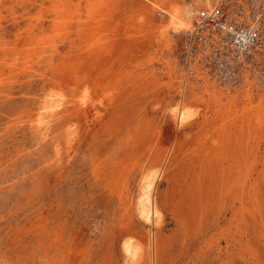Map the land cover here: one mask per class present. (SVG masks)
<instances>
[{
    "label": "rangeland",
    "instance_id": "1",
    "mask_svg": "<svg viewBox=\"0 0 264 264\" xmlns=\"http://www.w3.org/2000/svg\"><path fill=\"white\" fill-rule=\"evenodd\" d=\"M190 4L0 0V264H264V91L176 73Z\"/></svg>",
    "mask_w": 264,
    "mask_h": 264
},
{
    "label": "built area",
    "instance_id": "2",
    "mask_svg": "<svg viewBox=\"0 0 264 264\" xmlns=\"http://www.w3.org/2000/svg\"><path fill=\"white\" fill-rule=\"evenodd\" d=\"M195 1L185 9L187 26L171 33L176 73L195 90L264 91V0Z\"/></svg>",
    "mask_w": 264,
    "mask_h": 264
},
{
    "label": "bare ground",
    "instance_id": "3",
    "mask_svg": "<svg viewBox=\"0 0 264 264\" xmlns=\"http://www.w3.org/2000/svg\"><path fill=\"white\" fill-rule=\"evenodd\" d=\"M187 7L188 6L182 9V11H180L179 13L176 12L174 15H172L171 22L172 24H174L175 28L178 29V28L186 27L187 18L185 14V9H187ZM193 114L194 112L188 108L178 109V119L180 122H184V123L187 122V120H190L192 118ZM159 171L154 170L150 172V174L146 175L145 185H142L144 186L143 187L144 190H143V193L140 194L141 196L139 198L138 205H139L141 215L146 219H151L158 215V211L154 208V203L152 202L154 198L153 199L151 198V194L149 191L155 181V178L156 177L158 178V175L160 174ZM126 250L128 252H131L129 243L126 244Z\"/></svg>",
    "mask_w": 264,
    "mask_h": 264
}]
</instances>
